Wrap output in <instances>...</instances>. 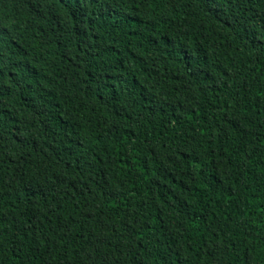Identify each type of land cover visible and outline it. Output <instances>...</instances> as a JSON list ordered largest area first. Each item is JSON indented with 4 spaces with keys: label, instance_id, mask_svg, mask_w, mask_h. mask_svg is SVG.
<instances>
[{
    "label": "trees",
    "instance_id": "trees-1",
    "mask_svg": "<svg viewBox=\"0 0 264 264\" xmlns=\"http://www.w3.org/2000/svg\"><path fill=\"white\" fill-rule=\"evenodd\" d=\"M0 264H264V0H0Z\"/></svg>",
    "mask_w": 264,
    "mask_h": 264
}]
</instances>
